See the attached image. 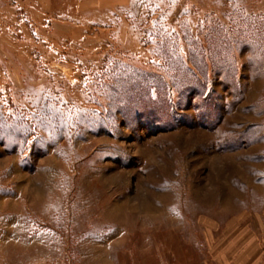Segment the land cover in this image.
Returning a JSON list of instances; mask_svg holds the SVG:
<instances>
[{"label": "rangeland", "instance_id": "obj_1", "mask_svg": "<svg viewBox=\"0 0 264 264\" xmlns=\"http://www.w3.org/2000/svg\"><path fill=\"white\" fill-rule=\"evenodd\" d=\"M227 3L0 0V264H234L241 240L264 264V76L237 52L241 91L202 94L172 64L191 63L177 15L201 40Z\"/></svg>", "mask_w": 264, "mask_h": 264}, {"label": "trees", "instance_id": "obj_2", "mask_svg": "<svg viewBox=\"0 0 264 264\" xmlns=\"http://www.w3.org/2000/svg\"><path fill=\"white\" fill-rule=\"evenodd\" d=\"M222 14L225 20L213 15L200 22V34H203L201 38L203 41L194 39L189 35L188 23L184 19L187 11L185 12L184 10L176 17V21L179 20V23L185 28L184 35H186L190 44L191 63L183 66L176 59L172 63L174 64L175 75L184 78L189 89L201 91L203 92L202 94H205L207 89L206 81L210 78L209 75L213 81L220 79L236 93L241 91L238 75L239 66L236 59L237 52H249L250 72L255 77L264 76V14L248 13L242 6H236L232 0H229V3L226 4V10H223ZM157 17L154 27L157 31L154 36L160 48L165 50L171 40L169 34L166 33V29L160 24L162 13L158 14ZM149 32H152V30ZM168 57H171V55ZM142 74L144 85H152L163 89L164 91L162 92L168 93V87H165L163 83L162 85L159 84V79L161 78L157 74L150 71ZM186 85H181V87ZM158 91L160 92V90ZM214 93V88L206 93L207 106L211 110L219 107L218 103L212 98ZM163 96L164 99H162ZM163 96H161L160 100H153L149 95V89L146 90L142 96V102H146L145 110L147 109L148 114L162 117L161 115L166 114L165 111L172 108L171 103L166 102L165 96L167 95L163 93ZM22 129L25 128H19V132ZM28 129L29 131L33 130L31 127H28Z\"/></svg>", "mask_w": 264, "mask_h": 264}, {"label": "crops", "instance_id": "obj_3", "mask_svg": "<svg viewBox=\"0 0 264 264\" xmlns=\"http://www.w3.org/2000/svg\"><path fill=\"white\" fill-rule=\"evenodd\" d=\"M251 244L250 246V253H249V255H250V257L248 258H246V259H244L243 257H245V256H243V254H241L242 252H240L242 249H244V246L246 245V244ZM245 242V243H243L242 242V240L240 241V242H238V243H236V242H234V244H232V247H234L235 246V249H237V254H236V256L233 258L234 259V264H251L252 263V261L253 260H256L257 261V263H258V260H259V258H258V252H256V254L253 252V248H255V243L254 242ZM236 244V245H235ZM238 244V245H237ZM248 244V245H249ZM247 245V246H248ZM237 247V248H236ZM229 250V249H228ZM227 252H229V251H227ZM248 253V252H247ZM255 254V257H254V259H252V257H253V255ZM240 255V256H239ZM229 264H231V263H229Z\"/></svg>", "mask_w": 264, "mask_h": 264}, {"label": "snow or ice", "instance_id": "obj_4", "mask_svg": "<svg viewBox=\"0 0 264 264\" xmlns=\"http://www.w3.org/2000/svg\"><path fill=\"white\" fill-rule=\"evenodd\" d=\"M173 2H174V0H173Z\"/></svg>", "mask_w": 264, "mask_h": 264}]
</instances>
